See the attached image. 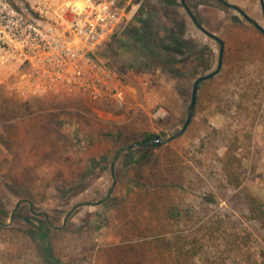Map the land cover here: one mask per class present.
I'll list each match as a JSON object with an SVG mask.
<instances>
[{
	"label": "rangeland",
	"instance_id": "rangeland-1",
	"mask_svg": "<svg viewBox=\"0 0 264 264\" xmlns=\"http://www.w3.org/2000/svg\"><path fill=\"white\" fill-rule=\"evenodd\" d=\"M223 1L264 29L259 0ZM185 2L224 49L170 142L145 144L181 129L219 54L181 0H119L139 7L96 58L123 75V107L0 88V264H264V34L216 0ZM172 37L190 53H169Z\"/></svg>",
	"mask_w": 264,
	"mask_h": 264
},
{
	"label": "built area",
	"instance_id": "built-area-1",
	"mask_svg": "<svg viewBox=\"0 0 264 264\" xmlns=\"http://www.w3.org/2000/svg\"><path fill=\"white\" fill-rule=\"evenodd\" d=\"M138 7L119 0H0V88L22 100L77 95L123 107L124 77L96 53Z\"/></svg>",
	"mask_w": 264,
	"mask_h": 264
},
{
	"label": "water",
	"instance_id": "water-1",
	"mask_svg": "<svg viewBox=\"0 0 264 264\" xmlns=\"http://www.w3.org/2000/svg\"><path fill=\"white\" fill-rule=\"evenodd\" d=\"M259 2H260L261 9H262V12H263L262 16L264 18V1L263 0H259ZM225 4H226V6H228L230 8H233L234 10L239 12L241 16H243L249 23H251L252 25L256 26V28L258 30H260L264 34V29L256 22V20L254 21L253 19H251L248 15H246V13H244L237 6H233V5H230L228 3H225ZM186 10H188V9L186 8ZM190 18L192 19V21L195 24V26L200 29L201 32H203L205 35L211 37L216 42H218V44H219V54H218V59H217L218 60L217 67H216V69L213 72H211V73L209 72V74L201 76V77H199V78H197L195 80V82H194V84L192 86L191 102H190L189 107H188L186 120H185L183 126L181 127V129L178 130V132H176L172 136H170V137H168V138H166V139H164L162 141L158 137H156L153 140L147 141L145 144H153V143H160V142L167 143V142H170L171 140L181 136L185 132L187 126L190 124L191 119H192V117L194 115V110H195V105L194 104L196 103L198 86H199L200 82H202L204 80H208V79L214 77L221 70V66H222V60L221 59H222V54H223V49H224V44H223L222 40H220L218 37H216L215 35L209 33L204 28H202V26L196 21V19L191 14H190ZM134 145L135 144H132V145L124 147V148H120L119 152L122 151V149L131 148Z\"/></svg>",
	"mask_w": 264,
	"mask_h": 264
},
{
	"label": "trees",
	"instance_id": "trees-1",
	"mask_svg": "<svg viewBox=\"0 0 264 264\" xmlns=\"http://www.w3.org/2000/svg\"><path fill=\"white\" fill-rule=\"evenodd\" d=\"M182 5V4H181ZM228 7V6H227ZM113 37V36H112ZM161 40L162 41H164V38L162 37L161 38ZM169 41H171L172 42V48H170V49H168V47H166V50L170 53V52H172V53H177V55H178V58H180V57H182V55L184 54L185 55V52H186V54L187 53H190L188 50L187 51H184L183 53H180V50H182V49H180V46L183 44V42L182 41H179L177 38H174V37H172V38H169ZM175 49H177V50H179L178 52H176V50ZM187 49V48H186ZM185 49V50H186ZM147 141H149V140H146L145 142H147ZM232 148L230 147V146H228L227 147V149L225 150L226 152H225V154H224V157L222 158V160H221V164L223 165V168H224V171H226V172H230V169L232 168V166H233V159H234V155H233V153H232ZM239 183H236V185H238ZM252 201V209H254V210H258V209H260V208H262V206H264V202L262 203V202H260L259 200H256V199H252L251 200ZM237 239H239V238H236V240ZM237 241H234L233 242V244H230L229 242L227 243H224L223 245H225V247L227 248V249H229L230 247H234V243H236ZM241 243V242H240ZM237 246H236V249H237V247H238V244H236ZM235 248V247H234ZM174 252L175 253H173L172 255H173V257H178L179 255H181L180 253L181 252H183V254H182V256L184 257V258H186V259H188V258H190V256H188V252H187V250H185V251H183V248L182 249H180V247H179V250L177 251L176 249L174 250ZM193 255V257H191L190 259L192 260L196 255H199L198 253H194V254H192ZM259 255L261 256V255H264V252L262 251V252H259ZM191 260H190V262H188V260H186L187 262H188V264H192V262H191Z\"/></svg>",
	"mask_w": 264,
	"mask_h": 264
},
{
	"label": "flooded vegetation",
	"instance_id": "flooded-vegetation-1",
	"mask_svg": "<svg viewBox=\"0 0 264 264\" xmlns=\"http://www.w3.org/2000/svg\"><path fill=\"white\" fill-rule=\"evenodd\" d=\"M186 0H181V4H182V6L185 8V10H186V8L188 9V10H186V14H188V16L190 17V14H191V12H190V9H189V7L186 5V2H185ZM216 1H218L219 3H221V4H223V5H225L226 6V2H224L223 0H216ZM239 13V12H238ZM192 15V14H191ZM262 15H263V12H262ZM261 15V16H262ZM193 16V15H192ZM194 17V16H193ZM195 18V17H194ZM262 18H263V16H262ZM191 19V18H190ZM196 19V18H195ZM192 20V19H191ZM197 21V20H196ZM193 22V21H192ZM263 23H264V18H263ZM194 24V23H193ZM195 25V24H194ZM254 26V25H253ZM198 28V27H197ZM199 29V28H198ZM200 30V29H199ZM260 31V30H259ZM261 32V31H260ZM262 33V32H261Z\"/></svg>",
	"mask_w": 264,
	"mask_h": 264
}]
</instances>
